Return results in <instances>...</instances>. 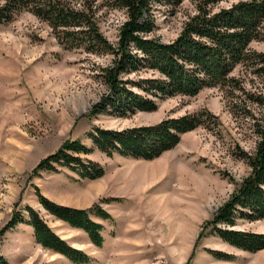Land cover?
<instances>
[{
    "label": "rangeland",
    "instance_id": "1",
    "mask_svg": "<svg viewBox=\"0 0 264 264\" xmlns=\"http://www.w3.org/2000/svg\"><path fill=\"white\" fill-rule=\"evenodd\" d=\"M239 1L209 8L214 12ZM197 3L156 0L152 36L173 41ZM97 20L100 33L114 45L124 10L102 7ZM249 46L264 53V42ZM111 65L109 54L62 48L51 28L28 12L0 25V232L16 213L27 219L30 208L60 239L89 255V264H264V248L242 251L210 235L206 227L250 173L240 156L253 154L258 140L254 130L264 125V104L254 101L264 100V74L237 65L231 76L238 78L241 90L204 88L194 96L150 98L154 110L94 116V106L112 98L101 80L102 70ZM158 77L146 69L121 78L136 82ZM200 110L216 116L219 124L206 122L180 135L174 147L150 160L109 158L97 150L81 154L104 169L93 180L59 166L36 169L68 141L91 147L87 134L96 126L108 131L154 126ZM39 195L75 209L98 204L111 217L91 216L102 225V245L94 246L81 229L56 219L39 203ZM234 223L222 228L264 233V220ZM4 231L0 258L6 264H73L37 243L25 223Z\"/></svg>",
    "mask_w": 264,
    "mask_h": 264
},
{
    "label": "trees",
    "instance_id": "2",
    "mask_svg": "<svg viewBox=\"0 0 264 264\" xmlns=\"http://www.w3.org/2000/svg\"><path fill=\"white\" fill-rule=\"evenodd\" d=\"M182 1L170 0L176 4ZM197 1L195 14L188 17L178 36L167 43L152 36L156 28L153 13L156 0H4L0 4V25L12 22L21 12H28L51 28L62 48L111 55L112 65L102 70L101 80L112 98L102 99L92 112L94 116L101 113L125 116L135 111L154 110L153 98L194 96L201 89L211 87L241 90L238 78L231 76L237 65L264 74V53L249 46L253 41L264 42V0H241L214 12L209 7L224 0ZM102 7L124 10L125 20L119 25L114 45L107 42L99 30L97 14ZM146 69L157 72L159 77L136 82L121 78L124 74ZM254 101L264 104V100ZM206 122L219 124L216 116L200 110L164 119L154 126L121 131L96 126L87 134L91 147L77 140L68 141L55 154L41 160L36 169L50 171L59 166L80 179L93 180L102 176L104 169L97 162L82 158L81 154L97 150L109 158L119 155L150 160L174 147L180 135ZM254 133L258 140L253 154L240 156L250 173L206 223L210 235L246 252L264 248V233L224 230L222 225L233 226L238 219L264 220V125L257 126ZM39 203L56 219L81 229L94 246L102 245V225L91 216L100 220H111V217L98 204L75 209L40 195ZM26 212L27 219L16 213L4 229L25 223L31 227L35 241L45 249L62 255L73 264L92 261L82 250L55 235L30 208H26ZM6 263L0 258V264Z\"/></svg>",
    "mask_w": 264,
    "mask_h": 264
}]
</instances>
